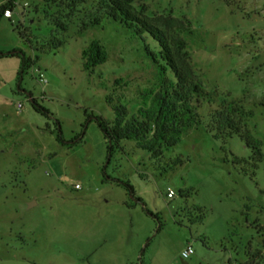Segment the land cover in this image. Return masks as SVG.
Instances as JSON below:
<instances>
[{
  "label": "rangeland",
  "instance_id": "374dc122",
  "mask_svg": "<svg viewBox=\"0 0 264 264\" xmlns=\"http://www.w3.org/2000/svg\"><path fill=\"white\" fill-rule=\"evenodd\" d=\"M12 1L11 17L0 18V264H238L262 250L264 158L254 166L239 136H213L207 123L216 105L202 104L201 125L164 152L184 161L167 174L131 141L121 142L125 153L108 155L95 119H113L107 96L132 112L139 91L157 82L142 43L115 22L79 35L97 0L69 12ZM134 5L150 17L190 19L187 49L203 87L251 112L243 124L264 155V0ZM54 19L66 30L53 28ZM19 29L64 44L32 51ZM92 40L108 57L88 72L81 52ZM34 55L38 61L19 73L21 58ZM199 210L202 219L190 221ZM188 244L193 251L183 259Z\"/></svg>",
  "mask_w": 264,
  "mask_h": 264
},
{
  "label": "trees",
  "instance_id": "16d2710c",
  "mask_svg": "<svg viewBox=\"0 0 264 264\" xmlns=\"http://www.w3.org/2000/svg\"><path fill=\"white\" fill-rule=\"evenodd\" d=\"M48 5L62 8L65 11L74 10L75 6L85 0H43ZM135 0H97L92 18L82 21L78 34L94 27L101 26L104 21L119 23L124 29L142 43V54L149 64L155 66L157 82L154 86L139 91L140 103L134 111H129L124 105L107 96V103L113 110L112 120L95 117L100 129L107 139V152L118 148L125 153L122 141H131L133 147L149 154V159L155 162L154 170L159 174H167L183 164L181 156L165 157L164 152L180 142L183 134L202 123L200 107L216 105L210 111L207 128L215 138L239 136L251 150L253 165L263 160L261 142L254 138L245 125L246 112L235 100H227L217 93L209 91L201 83L200 77L191 61L187 49V38L192 37L195 29L190 19L159 15L150 17L135 7ZM12 0L0 4V18L5 17V10H11ZM51 26L65 31L67 25L54 19ZM20 37L29 45L32 51L46 52L56 50L64 41L51 35L49 38L34 37L24 30H18ZM18 56V52L8 53ZM107 53L96 40L90 41L81 52L82 69L92 71L96 66L107 60ZM34 58H21L20 72L31 67L38 61ZM76 139L74 143H79ZM132 189V186L128 184ZM182 198L189 196V191L180 190ZM140 201V198H137ZM190 221H198L203 217V211ZM152 215V214H151ZM238 264H264V241L262 250L251 253L247 259Z\"/></svg>",
  "mask_w": 264,
  "mask_h": 264
},
{
  "label": "built area",
  "instance_id": "2783aa9c",
  "mask_svg": "<svg viewBox=\"0 0 264 264\" xmlns=\"http://www.w3.org/2000/svg\"><path fill=\"white\" fill-rule=\"evenodd\" d=\"M11 13H12L11 10H5L4 16L7 17V18H10L11 17ZM38 70H40V69L38 68ZM39 81L40 82H45V79H44L42 73L39 74ZM18 107L21 108L22 105L19 103ZM174 195H175V191L173 189H171V188H168L167 189V194H166L167 198H172ZM192 251H193L192 246L190 244H188L185 247V249L181 252V257L183 259L188 258L189 255L192 253Z\"/></svg>",
  "mask_w": 264,
  "mask_h": 264
},
{
  "label": "water",
  "instance_id": "95a60500",
  "mask_svg": "<svg viewBox=\"0 0 264 264\" xmlns=\"http://www.w3.org/2000/svg\"><path fill=\"white\" fill-rule=\"evenodd\" d=\"M183 262H184V260H183Z\"/></svg>",
  "mask_w": 264,
  "mask_h": 264
}]
</instances>
